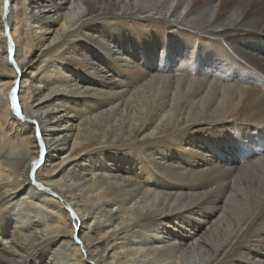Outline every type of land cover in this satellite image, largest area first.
<instances>
[{"label":"bare ground","instance_id":"bare-ground-1","mask_svg":"<svg viewBox=\"0 0 264 264\" xmlns=\"http://www.w3.org/2000/svg\"><path fill=\"white\" fill-rule=\"evenodd\" d=\"M0 264H264V0H0Z\"/></svg>","mask_w":264,"mask_h":264},{"label":"snow or ice","instance_id":"snow-or-ice-1","mask_svg":"<svg viewBox=\"0 0 264 264\" xmlns=\"http://www.w3.org/2000/svg\"><path fill=\"white\" fill-rule=\"evenodd\" d=\"M4 3V13L5 16L7 17L8 12H9V8H10V4H11V0H3ZM6 34H7V40H8V52L10 54L9 58L10 61L13 65V67L16 68V71L19 72L21 71L19 69V67L16 65V60L14 58V55H12L14 53V42L12 40L11 37V33L9 30L6 29ZM14 84H16L17 82H13ZM60 91H65L64 89H60ZM11 103H12V110L14 112V114L17 116V118L21 119V120H26V117H23L21 115L22 113V109L20 104L18 103V87L14 86L12 91H11ZM34 134L36 136V140L37 143L39 145V149H40V159L33 161V173L35 172V170L38 168V166H43L44 164V160H45V156L47 155L48 149L47 146L44 142V137L43 134L41 132V129L37 126L34 128ZM33 183L36 185L37 188L41 189V190H45L43 189V185L42 184H38L36 183L35 179L33 178ZM45 191L51 192L50 189H47ZM54 195V193H53ZM69 215L72 216V220H73V227H76V224L79 221V217L76 215L75 211L72 210L71 208L67 209ZM73 239L76 241V243L78 244H82V241H80L79 239V234L76 237H73Z\"/></svg>","mask_w":264,"mask_h":264},{"label":"rangeland","instance_id":"rangeland-1","mask_svg":"<svg viewBox=\"0 0 264 264\" xmlns=\"http://www.w3.org/2000/svg\"><path fill=\"white\" fill-rule=\"evenodd\" d=\"M66 66H67V68L64 67L63 65H62L61 67L64 69V71H65L66 74H69V72L67 71V69H68V65H66ZM66 71H67V72H66Z\"/></svg>","mask_w":264,"mask_h":264}]
</instances>
